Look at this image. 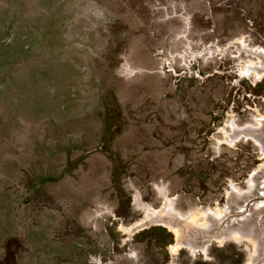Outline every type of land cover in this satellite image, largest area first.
Wrapping results in <instances>:
<instances>
[{"label":"rangeland","instance_id":"374dc122","mask_svg":"<svg viewBox=\"0 0 264 264\" xmlns=\"http://www.w3.org/2000/svg\"><path fill=\"white\" fill-rule=\"evenodd\" d=\"M2 1L0 264H264V0Z\"/></svg>","mask_w":264,"mask_h":264},{"label":"bare ground","instance_id":"6f19581e","mask_svg":"<svg viewBox=\"0 0 264 264\" xmlns=\"http://www.w3.org/2000/svg\"><path fill=\"white\" fill-rule=\"evenodd\" d=\"M262 53V52H261ZM264 64V63H263ZM260 66V65H259ZM264 69V68H263ZM254 71V70H253ZM262 73V72H261ZM259 74V73H258ZM241 133V132H240ZM259 138V137H258ZM264 139V138H263ZM261 170V169H260ZM256 174V173H255ZM263 174V173H262ZM259 179H257V181H254L253 183L254 184H252L253 186H254V189H253V191L255 192V196L258 198H255L254 200H255V203H259L258 205L260 206V205H264V174H263V176L260 178V180L261 181H258ZM252 186V187H253ZM256 186V187H255ZM253 192V193H254ZM252 194V193H251ZM251 194L249 195V196H251ZM253 195V194H252ZM253 195V196H254ZM250 198H252V197H250ZM240 199V198H239ZM247 200H249V198L248 197H245V199H243L242 201H239V202H237V203H232L233 204V208L230 210V211H228V213L224 216L223 215V217H222V219H220L219 221H216L215 223H214V225H213V227H211L208 231H196V233H194V234H196L195 236H197L196 238H199V240L200 239H202V240H204V238L205 239H207V237H208V239L210 238V237H214L215 235H217L219 232L221 233V235H223V234H225L226 236L227 235H229L230 234V232H231V230H232V228H231V225H233L234 223L236 224V223H238L239 224V229H240V227L242 228V227H244L245 228V226H247V224H251V223H253V225H251V228H249V229H244V228H242L241 230H238V231H240V232H246V233H250L251 235L253 234V235H255L256 237H255V239L257 238V241H258V237L261 235V236H263L264 237V222L262 223L261 222V220L259 221V222H253L254 220L253 219H256V217H255V215H253V214H249V213H247L246 214V211L247 212H250V210H248L249 208H247L248 207V204H246L245 205V208L242 206V204L244 203L245 204V202L247 201ZM252 200V199H251ZM240 202H243L242 204H240ZM248 203V202H247ZM258 207V206H257ZM263 207V206H262ZM259 208V207H258ZM254 214H255V212H254ZM257 216V215H256ZM248 217V218H247ZM255 217V218H254ZM260 219V218H259ZM247 222V223H246ZM245 223V224H244ZM254 223H257L259 226L260 225H262L261 227H260V230L262 229L263 230V233L261 234V233H259V232H257L256 231V229H254ZM261 223V224H260ZM256 224V225H257ZM258 228V227H257ZM205 229V228H204ZM258 230V229H257ZM214 232V233H213ZM177 233V232H176ZM211 233H213V234H211ZM214 235V236H213ZM250 235V236H251ZM260 236V237H261ZM254 238V237H253ZM231 239V238H230ZM201 240V241H202ZM193 241V240H192ZM261 242H262V245H260L259 244V242H258V244L262 247V249H263V247H264V241L263 240H261ZM194 244V243H193ZM262 252V255L264 256V253H263V250L261 251ZM256 259H257V257H256ZM258 260V259H257Z\"/></svg>","mask_w":264,"mask_h":264},{"label":"flooded vegetation","instance_id":"af4514ba","mask_svg":"<svg viewBox=\"0 0 264 264\" xmlns=\"http://www.w3.org/2000/svg\"><path fill=\"white\" fill-rule=\"evenodd\" d=\"M3 4V3H2ZM44 8L46 10H44ZM40 8L41 11L47 14V8ZM0 31L2 33L10 34L13 36L14 40H23L25 36L32 35L36 33L35 23L24 22L23 20H18L15 18L12 12L7 9L0 8ZM47 20V19H46ZM46 23V22H44Z\"/></svg>","mask_w":264,"mask_h":264},{"label":"crops","instance_id":"0c3cea01","mask_svg":"<svg viewBox=\"0 0 264 264\" xmlns=\"http://www.w3.org/2000/svg\"><path fill=\"white\" fill-rule=\"evenodd\" d=\"M18 2H19V0H18V1H15V0H3V1H2L3 4H5V5H9V6H11V5H15V4H18ZM67 4H69V0H68ZM5 5H4V6H5ZM62 11H63V12H61L60 15H63V16H64V15H65V14H64V11H66L65 7L63 8ZM62 13H63V14H62ZM63 16H62V17H63ZM46 24H47V22H46ZM51 24H53V23H51Z\"/></svg>","mask_w":264,"mask_h":264}]
</instances>
